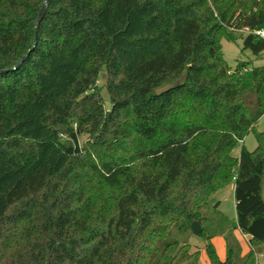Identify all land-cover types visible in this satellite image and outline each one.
Instances as JSON below:
<instances>
[{
	"label": "trees",
	"instance_id": "16d2710c",
	"mask_svg": "<svg viewBox=\"0 0 264 264\" xmlns=\"http://www.w3.org/2000/svg\"><path fill=\"white\" fill-rule=\"evenodd\" d=\"M44 1L0 0V264H199L180 237L231 183L264 246V66L222 49L264 52V0H49L36 32Z\"/></svg>",
	"mask_w": 264,
	"mask_h": 264
},
{
	"label": "rangeland",
	"instance_id": "374dc122",
	"mask_svg": "<svg viewBox=\"0 0 264 264\" xmlns=\"http://www.w3.org/2000/svg\"><path fill=\"white\" fill-rule=\"evenodd\" d=\"M243 32H238V39L233 41L222 40V49L225 60L228 65L234 69L237 64L242 61L250 63L252 67L264 66V52L255 56L250 50L243 49ZM106 72L103 71L99 76V87L101 89L105 106L110 107V100L106 88ZM256 130L264 131V115L258 120ZM247 149L253 150L257 141L253 131L249 132L245 138L244 143ZM242 142L233 150L235 156L240 155ZM216 201L219 207H217ZM204 215L203 228L206 234L201 236L192 232H187L180 237L184 239L188 237L191 244V251H200L199 264H211L206 251V245L211 243L216 255L220 260H225L229 250L232 249L233 257L236 264H242L249 253L254 252L257 264H264V246L252 247L250 244V235L245 234L236 225V200L234 195V183L215 192L206 205L202 209ZM212 235V236H211ZM209 236H211L209 238ZM256 254V255H255Z\"/></svg>",
	"mask_w": 264,
	"mask_h": 264
},
{
	"label": "water",
	"instance_id": "95a60500",
	"mask_svg": "<svg viewBox=\"0 0 264 264\" xmlns=\"http://www.w3.org/2000/svg\"><path fill=\"white\" fill-rule=\"evenodd\" d=\"M48 5H49V0H45L40 11H39V14L37 16V19L35 21V31L37 32V27L38 25L40 24V22L43 20V18L45 17V14L47 12V8H48ZM37 41V36L35 34V43ZM29 53V52H28ZM28 53L21 59V61L13 68H16L18 66L21 65V63L25 60L26 56L28 55ZM12 68V69H13ZM261 196H262V199L264 200V182L261 184ZM191 230L194 234H201V231H202V227H201V224L199 221L195 220L193 221V223L191 224Z\"/></svg>",
	"mask_w": 264,
	"mask_h": 264
},
{
	"label": "built area",
	"instance_id": "2783aa9c",
	"mask_svg": "<svg viewBox=\"0 0 264 264\" xmlns=\"http://www.w3.org/2000/svg\"><path fill=\"white\" fill-rule=\"evenodd\" d=\"M255 32H256V34H258L259 36L264 38V29L256 30Z\"/></svg>",
	"mask_w": 264,
	"mask_h": 264
},
{
	"label": "crops",
	"instance_id": "0c3cea01",
	"mask_svg": "<svg viewBox=\"0 0 264 264\" xmlns=\"http://www.w3.org/2000/svg\"><path fill=\"white\" fill-rule=\"evenodd\" d=\"M243 143H244V140H243ZM244 145H245V144H244ZM234 189H235V185H234ZM218 203H220V202H219V201H216V204H215V205H216L217 207H219V206H218V205H219ZM248 235H249V234H248Z\"/></svg>",
	"mask_w": 264,
	"mask_h": 264
}]
</instances>
